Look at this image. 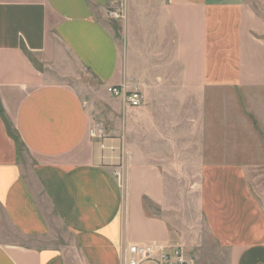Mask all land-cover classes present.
<instances>
[{
	"label": "crops",
	"instance_id": "obj_1",
	"mask_svg": "<svg viewBox=\"0 0 264 264\" xmlns=\"http://www.w3.org/2000/svg\"><path fill=\"white\" fill-rule=\"evenodd\" d=\"M77 65L99 83L90 106L55 81ZM120 85L142 105L107 90ZM183 159L230 264H264V0H0V264L173 245L151 208Z\"/></svg>",
	"mask_w": 264,
	"mask_h": 264
},
{
	"label": "rangeland",
	"instance_id": "obj_2",
	"mask_svg": "<svg viewBox=\"0 0 264 264\" xmlns=\"http://www.w3.org/2000/svg\"><path fill=\"white\" fill-rule=\"evenodd\" d=\"M110 10H115V8ZM75 68L76 73L73 78L56 79L55 81L66 84L75 90L90 106L96 98L93 96L92 90L99 88V83L86 69L78 65ZM227 97L229 96L225 95L224 98L227 99ZM238 99L236 97L235 104L237 107L240 102H238ZM96 119L98 120L97 116ZM144 131L146 133L147 129H144ZM144 141L141 150L135 144L137 158L140 162L148 161L146 137ZM20 153L21 160L29 158L28 151L22 145L20 146ZM181 165L182 170L174 169V174L166 176L167 207L164 210L157 209V211L155 208H151L154 214L167 218L170 223L174 244L167 247V249L175 246L183 247L188 260L192 264H230L232 256L229 250L221 248L217 244L211 235L201 208L200 187L202 177L197 162L183 159ZM253 186L259 189L263 188L264 175L253 183Z\"/></svg>",
	"mask_w": 264,
	"mask_h": 264
},
{
	"label": "built area",
	"instance_id": "obj_3",
	"mask_svg": "<svg viewBox=\"0 0 264 264\" xmlns=\"http://www.w3.org/2000/svg\"><path fill=\"white\" fill-rule=\"evenodd\" d=\"M109 15L113 18H122V14L116 9L110 10ZM108 92L123 99L132 107H139L143 103L140 91H129L123 85L109 86ZM119 175V172H117ZM169 249V248H168ZM167 247L156 249L151 245L131 244L128 247L127 264H192L181 246H175L168 250Z\"/></svg>",
	"mask_w": 264,
	"mask_h": 264
}]
</instances>
